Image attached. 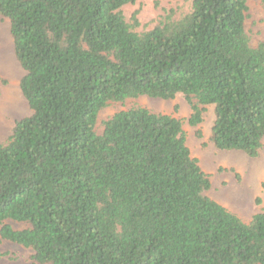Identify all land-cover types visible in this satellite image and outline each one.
Instances as JSON below:
<instances>
[{
    "label": "trees",
    "instance_id": "1",
    "mask_svg": "<svg viewBox=\"0 0 264 264\" xmlns=\"http://www.w3.org/2000/svg\"><path fill=\"white\" fill-rule=\"evenodd\" d=\"M134 2L0 0L31 111L0 144V243L34 264H264V208L245 223L204 195L180 120L133 108L95 130L111 103L182 95L191 127L213 106L215 149L257 157L264 42L245 31L248 0H193L143 33L120 12Z\"/></svg>",
    "mask_w": 264,
    "mask_h": 264
},
{
    "label": "rangeland",
    "instance_id": "2",
    "mask_svg": "<svg viewBox=\"0 0 264 264\" xmlns=\"http://www.w3.org/2000/svg\"><path fill=\"white\" fill-rule=\"evenodd\" d=\"M193 0H135L133 4L120 9L125 21L138 25L135 32L152 30L167 17L179 20L191 11ZM249 16L245 21V31L251 44L264 42V3L248 0ZM24 75L13 52V42L9 33V22L0 17V144H4L16 121L31 115V111L20 91V80ZM145 108L151 113L172 116L182 122L186 146L192 158L196 159L201 170L208 176L210 189L204 195L217 202L243 222L264 208V138L262 148L255 158L242 152L220 151L209 141L214 121L213 106L204 107L202 123L197 127L188 125L190 107L182 95L172 100H160L145 96L128 99L123 103H111L99 112L95 130L103 131V123L120 111ZM201 133L198 138L196 133ZM14 230L28 227L26 224L5 222ZM32 252L18 245L0 243V264H34Z\"/></svg>",
    "mask_w": 264,
    "mask_h": 264
}]
</instances>
